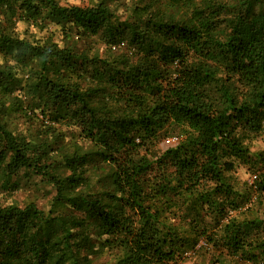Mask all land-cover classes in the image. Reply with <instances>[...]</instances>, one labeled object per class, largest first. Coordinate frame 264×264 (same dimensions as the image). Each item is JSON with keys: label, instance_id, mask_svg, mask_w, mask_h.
<instances>
[{"label": "trees", "instance_id": "16d2710c", "mask_svg": "<svg viewBox=\"0 0 264 264\" xmlns=\"http://www.w3.org/2000/svg\"><path fill=\"white\" fill-rule=\"evenodd\" d=\"M111 4L0 0V176L55 187L47 210L0 204V264H94L103 249L110 264L210 249L264 264V151L245 143L264 131V0H133L123 17ZM51 25L61 41L36 36ZM38 113L49 139L9 126ZM61 125L91 148L62 146ZM163 133L177 142L150 157ZM236 165L255 174L243 189Z\"/></svg>", "mask_w": 264, "mask_h": 264}, {"label": "rangeland", "instance_id": "374dc122", "mask_svg": "<svg viewBox=\"0 0 264 264\" xmlns=\"http://www.w3.org/2000/svg\"><path fill=\"white\" fill-rule=\"evenodd\" d=\"M94 1L96 0H59L61 4L80 5H86ZM132 1L133 0H110V2H112L111 7L114 9L116 16L118 17H123L128 14V5H130ZM25 28H27V25L24 22H18L16 25V29L22 36L26 35L22 32ZM28 28L29 31H34L30 27ZM58 29L59 28L57 26L55 27L54 25H51L49 27V30H53V34H49V31H42L39 33L36 32L35 34L38 37L42 35H51L52 39L61 41V36ZM77 35L78 34L73 31L71 38L75 41L74 43L78 48H83L85 44L82 40L83 38L81 39ZM93 47L97 49L99 53L102 52L103 45L99 43V41H93ZM24 119L25 118L17 120L15 119L13 122L11 121L9 126L12 128L16 127V129H18L19 131L23 130V133L29 136L40 135L38 138L49 139L51 133H48V130H43V125H45L44 123L47 124V119L43 118L39 113L36 114V116H30V118L27 120ZM57 128L60 131L57 133L59 143L62 146H65L67 149L70 150L73 143H77L78 146H81V151H86L91 146L89 145V141L82 139V137H79L76 134H72L64 125L58 126ZM57 128L55 129V131H57ZM170 132H173L174 135L180 137V134L177 130L168 131L166 133L168 134ZM53 133L55 132L52 131V134ZM164 135L165 133H163L156 141L155 147L152 149V151H150V157L159 154L166 148V146H168L164 143V138L166 136ZM245 143H247L251 152L259 150L264 151V131H261L260 133L251 132L249 134V138L245 140ZM51 149L53 150L49 152V157L46 155V163L48 164V162H52V166H56L59 171H63L64 168L62 167L58 150L55 146H52ZM94 158L95 159L93 161L88 162L87 167H89V170L91 171V168H94L96 165V172L102 177L109 171V164H104V162L101 159L97 158V156H94ZM227 175H229L231 181L237 189H243L245 185H249L251 183V174L247 171L246 167L242 165H236L234 170L227 173ZM95 178H97L96 174ZM6 181L7 184L5 183ZM54 193L55 187L46 179L41 178V175L37 173L27 172L23 169H20L11 174L9 177L0 176V204L16 203L18 205H24L29 201H33L38 207L47 210L50 206ZM258 206L263 211L264 201L260 202V205ZM216 254L217 253L211 249L202 251L196 256L185 258L182 264H252L239 260L236 257H230L227 255H224L223 258H221L222 255H220L218 258V262L212 261L211 257H216ZM92 257L94 264H110V261L113 259V253L103 249L99 250L98 253H93Z\"/></svg>", "mask_w": 264, "mask_h": 264}, {"label": "built area", "instance_id": "2783aa9c", "mask_svg": "<svg viewBox=\"0 0 264 264\" xmlns=\"http://www.w3.org/2000/svg\"><path fill=\"white\" fill-rule=\"evenodd\" d=\"M177 142V137L176 136H174V135H172V136H167V137H165V139H164V143L166 144V145H173V144H175ZM255 178V174H252L251 175V182H252V180Z\"/></svg>", "mask_w": 264, "mask_h": 264}]
</instances>
